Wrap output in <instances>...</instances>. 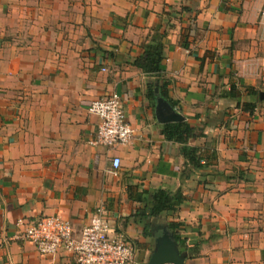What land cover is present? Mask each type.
<instances>
[{
    "label": "crops",
    "instance_id": "obj_1",
    "mask_svg": "<svg viewBox=\"0 0 264 264\" xmlns=\"http://www.w3.org/2000/svg\"><path fill=\"white\" fill-rule=\"evenodd\" d=\"M157 41L161 76L136 65ZM112 95L134 136L91 145L88 106ZM165 102L199 168L163 135ZM159 189L182 203L142 218ZM99 207L136 264L170 223L183 264H264V0H0V264H76L21 233L59 214L77 238Z\"/></svg>",
    "mask_w": 264,
    "mask_h": 264
},
{
    "label": "built area",
    "instance_id": "obj_2",
    "mask_svg": "<svg viewBox=\"0 0 264 264\" xmlns=\"http://www.w3.org/2000/svg\"><path fill=\"white\" fill-rule=\"evenodd\" d=\"M88 111L99 118L91 145L116 147L128 143L134 129L127 121L120 98L116 95L92 101ZM119 159L113 158L112 173L119 168ZM19 220L17 225H23ZM110 226L97 208L82 228L79 236L73 235L71 223L61 215L41 216L27 222L21 237L32 242L42 254L54 255L60 248L74 253L76 264H136V252L131 243L121 237H111Z\"/></svg>",
    "mask_w": 264,
    "mask_h": 264
},
{
    "label": "trees",
    "instance_id": "obj_3",
    "mask_svg": "<svg viewBox=\"0 0 264 264\" xmlns=\"http://www.w3.org/2000/svg\"><path fill=\"white\" fill-rule=\"evenodd\" d=\"M163 61V44L161 41H157L155 44H150L146 47L144 55L137 59L136 65L147 74L161 76L163 73ZM233 88L234 87H232V89ZM160 90H162L161 87ZM164 94L171 102V100L167 97V94ZM192 129L193 128L187 122L182 121L165 124L163 126L162 133L166 139L179 143L182 155L186 161L194 167L199 168L201 163L197 149L188 145V140L193 135ZM182 200L183 197L180 191L170 192L168 190L159 189L154 192L151 203L146 205V208L140 213V216L142 218H153L162 213L173 212L182 203ZM178 228V224L170 223L166 229L173 240L182 245L183 243L180 241V237L177 233Z\"/></svg>",
    "mask_w": 264,
    "mask_h": 264
},
{
    "label": "water",
    "instance_id": "obj_4",
    "mask_svg": "<svg viewBox=\"0 0 264 264\" xmlns=\"http://www.w3.org/2000/svg\"><path fill=\"white\" fill-rule=\"evenodd\" d=\"M163 122H182L183 117L174 114L171 106L165 102ZM184 257L179 251L177 242L165 229L156 240V248L147 264H183Z\"/></svg>",
    "mask_w": 264,
    "mask_h": 264
}]
</instances>
